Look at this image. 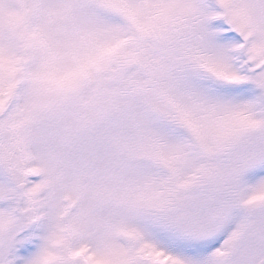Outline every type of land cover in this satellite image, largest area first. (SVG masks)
<instances>
[{"label":"snow or ice","instance_id":"6c2138e0","mask_svg":"<svg viewBox=\"0 0 264 264\" xmlns=\"http://www.w3.org/2000/svg\"><path fill=\"white\" fill-rule=\"evenodd\" d=\"M0 264H264V0H0Z\"/></svg>","mask_w":264,"mask_h":264}]
</instances>
